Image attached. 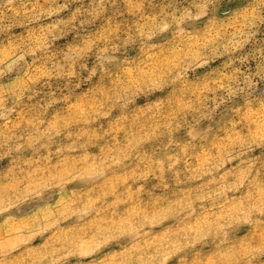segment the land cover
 Returning a JSON list of instances; mask_svg holds the SVG:
<instances>
[{"label": "clouds", "instance_id": "1", "mask_svg": "<svg viewBox=\"0 0 264 264\" xmlns=\"http://www.w3.org/2000/svg\"><path fill=\"white\" fill-rule=\"evenodd\" d=\"M0 264H264V0H0Z\"/></svg>", "mask_w": 264, "mask_h": 264}]
</instances>
